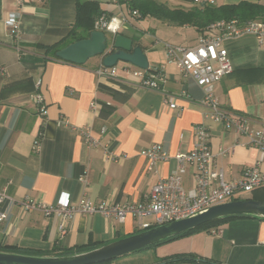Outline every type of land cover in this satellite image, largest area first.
<instances>
[{"label": "crops", "instance_id": "obj_1", "mask_svg": "<svg viewBox=\"0 0 264 264\" xmlns=\"http://www.w3.org/2000/svg\"><path fill=\"white\" fill-rule=\"evenodd\" d=\"M0 0V189L15 202L25 197L45 205H55L62 195L72 204L89 200L104 203L144 202L159 179L176 172L175 155L192 150L193 127L209 128V146L225 181L237 180L242 172L257 166L264 174V155L246 146L248 139L238 136L233 128L203 119L201 101L211 93L220 108L248 118L254 130L264 123V47L251 36L224 43L232 72L209 87H199L189 76L168 64L163 44L192 48L201 35L189 26H174L146 18H133L117 0ZM171 9H189L192 0H156ZM78 2L91 5L79 6ZM240 2L264 3L262 0H214V6ZM20 13L17 38L6 29L9 13ZM79 19L78 33L89 21L117 16L125 20L120 34L138 40L144 52L149 74H159V90L135 86L132 72L137 69L118 63L116 79L97 75L101 57L76 66L55 60L45 50L62 43ZM194 32L187 43L180 33ZM204 33V32H203ZM202 33V34H203ZM163 36L165 39L159 40ZM68 45V44H67ZM65 45V47L67 46ZM39 83L38 89L36 85ZM118 84L132 89L125 101L113 99L99 85L120 91ZM44 99L47 115L41 118L33 95ZM173 98L174 109L164 103ZM94 103L96 107L91 108ZM113 106V113L100 119L101 104ZM70 127H58L59 118ZM74 127L76 130H73ZM88 127L99 141L87 147L77 129ZM105 132H102V129ZM38 145V149L35 145ZM158 144L167 155L158 161L156 173L147 171L146 160L139 151ZM221 150H228L220 154ZM116 157L107 161L105 152ZM195 168L185 167L182 187L193 186ZM83 176L85 183L79 181ZM261 187H264L261 186ZM6 219L0 225V251H17L33 255L75 253L94 245H104L134 234L137 223L127 217L123 224L100 214L74 217L67 232H58L59 220L39 211H23L16 203L0 205ZM146 219L145 222H150ZM217 233V234H216ZM191 253L198 258L220 264H264V221L233 219L216 229L201 231L156 248L139 251L110 264H167L162 259ZM205 264V263H200Z\"/></svg>", "mask_w": 264, "mask_h": 264}, {"label": "built area", "instance_id": "obj_2", "mask_svg": "<svg viewBox=\"0 0 264 264\" xmlns=\"http://www.w3.org/2000/svg\"><path fill=\"white\" fill-rule=\"evenodd\" d=\"M35 1L44 2V0ZM192 3L194 5H213L214 0H192ZM14 4L16 7H22L24 2L15 0ZM124 23L125 20L117 16L100 17L94 21L93 27L94 30L102 31L107 36L113 37L120 32ZM5 26L11 35L17 38L20 32V13H9ZM243 36L253 37L258 46L264 47V21L254 20L243 24L236 20L215 22L198 37L196 46L192 48L163 44L166 62L175 65L184 76H189L199 87H209L232 72L224 43ZM115 71L116 68H103L97 71V75L119 82L116 79ZM132 75L136 87L159 90V74H149L147 71L135 69ZM38 87L39 83H37L36 89ZM33 101L38 115L45 118L47 108L44 99L38 92L33 95ZM164 103L170 109L175 108L173 98L170 96L164 98ZM201 106L205 110L203 114L205 121L222 124L226 129L233 128L236 135L248 139L246 146L254 147L264 155V123L263 129H252L247 117L220 108L211 93L205 95ZM90 107L94 108L96 105L92 103ZM56 124L58 127H70L69 122L62 117ZM72 129L76 130L74 127ZM77 132L87 147L98 146L99 141L92 136L90 128L82 127L77 129ZM102 132H105L104 128ZM193 132L195 143L192 150L187 153H178L174 157L178 164L177 171L166 178L159 179L142 203H104L96 206L84 199L72 204L67 195H62L55 205L37 203L27 197L15 202L6 195L5 188H2L0 189V205L16 203L23 211H39L46 217L54 216L59 220L57 229L60 235L67 232V224L74 217L96 213L120 224H123L127 217H131L137 223V231H144L184 219L209 207L233 201V199L249 194L264 185V174L257 166L245 169L237 180L225 181L224 173L217 167L215 155L209 146V128L205 124H198L193 127ZM35 148L38 149L37 143ZM227 152L228 150H221L220 154ZM139 155L146 160L147 171L152 173H156L158 161L167 159V155L158 144L140 150ZM105 159L115 161L116 157L106 151ZM187 165H192L195 168L193 186L188 190L182 187V176L185 174ZM79 181L85 183L84 177H79ZM5 219L6 215L1 211L0 225ZM146 219L151 221L145 222Z\"/></svg>", "mask_w": 264, "mask_h": 264}, {"label": "water", "instance_id": "obj_3", "mask_svg": "<svg viewBox=\"0 0 264 264\" xmlns=\"http://www.w3.org/2000/svg\"><path fill=\"white\" fill-rule=\"evenodd\" d=\"M55 57L65 63L84 65L89 59L101 57V67L115 68L118 63L137 69H149L140 46L118 33L113 37L92 31L86 39L59 49ZM231 218L264 221V202L256 200L229 201L199 211L184 219L159 225L116 239L110 243L67 255H33L0 251V264H103L159 244L167 239L197 229L205 224Z\"/></svg>", "mask_w": 264, "mask_h": 264}, {"label": "trees", "instance_id": "obj_4", "mask_svg": "<svg viewBox=\"0 0 264 264\" xmlns=\"http://www.w3.org/2000/svg\"><path fill=\"white\" fill-rule=\"evenodd\" d=\"M118 3L128 9L130 15L136 20H144L146 18L155 19L161 23L171 24L174 26L182 27L189 26L195 28L199 34L205 32V30L213 23L218 21H230L236 20L238 23L243 24L248 21L260 20L264 21V3H248V2H240L235 5H222V6H214V5H197L193 6L189 9H171L167 5L157 2L156 0H117ZM85 5H91L90 2H78V13L79 6L85 7ZM136 12V14H134ZM90 23H86L83 28V33H78V28L81 26V20L79 19L77 23L74 25L73 29L69 32L68 36L62 43H58L51 47H46V51L55 60H59L55 57V53L65 47V45H69L76 41H80L86 39L89 34L94 31V21H89ZM138 40L134 39V44H137ZM120 87V91H115L111 88L99 85V89L107 94H109L113 99L118 101H125L132 93V89L123 84H118ZM114 107L111 105L101 104V111L99 113L100 119H106L110 116ZM238 200H256L264 202V187H260L256 190H253L251 193L237 197L233 199V201ZM233 219H249V218H231V219H221L208 224H205L197 229L192 231L183 233L179 236H176L171 239H167L159 244L153 245L149 248L140 250L144 251L147 249L156 248L158 246L164 245L171 241L184 238L186 236L192 235L201 231L210 232L213 229H216L218 226L226 223L227 221ZM139 232V231H138ZM99 245H94L89 247L88 249L97 247ZM86 250V249H85ZM3 251V250H2ZM5 251V250H4ZM7 251V250H6ZM83 250H78L80 252ZM9 252H17L10 250ZM71 254V252H63L60 255ZM113 261L106 262L103 264H110ZM161 262H165L167 264H220L214 261L198 258L195 255L188 254H176L170 257H166L161 260Z\"/></svg>", "mask_w": 264, "mask_h": 264}, {"label": "rangeland", "instance_id": "obj_5", "mask_svg": "<svg viewBox=\"0 0 264 264\" xmlns=\"http://www.w3.org/2000/svg\"><path fill=\"white\" fill-rule=\"evenodd\" d=\"M180 35L182 36V39L187 42L188 44L192 42L193 40V35H194V32L191 31V30H185V31H182L180 33ZM161 38H159V40H163L165 39L163 36L160 35ZM117 261V260H116Z\"/></svg>", "mask_w": 264, "mask_h": 264}]
</instances>
